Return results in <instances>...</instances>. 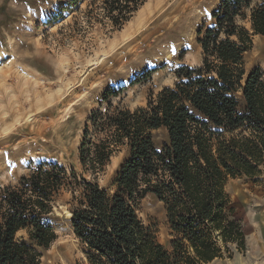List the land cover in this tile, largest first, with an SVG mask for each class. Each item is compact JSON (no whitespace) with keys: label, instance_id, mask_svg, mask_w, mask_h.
Listing matches in <instances>:
<instances>
[{"label":"trees","instance_id":"16d2710c","mask_svg":"<svg viewBox=\"0 0 264 264\" xmlns=\"http://www.w3.org/2000/svg\"><path fill=\"white\" fill-rule=\"evenodd\" d=\"M85 1L76 10L83 31L95 24L120 29L146 0ZM197 35L201 64L179 65L174 84L150 93L145 105L112 102L126 85L104 92L86 118L74 166L39 162L0 185V264L40 263L58 236V202L70 212L83 255L77 264H210L245 250L227 184L264 171V71L246 70L244 61L252 37H264V0H221ZM158 129L166 133L159 146ZM122 148L126 158L100 185ZM148 195L163 204L168 247L139 215Z\"/></svg>","mask_w":264,"mask_h":264},{"label":"rangeland","instance_id":"374dc122","mask_svg":"<svg viewBox=\"0 0 264 264\" xmlns=\"http://www.w3.org/2000/svg\"><path fill=\"white\" fill-rule=\"evenodd\" d=\"M70 2L0 0V185L16 182L39 162L74 166L86 118L107 89L126 85L112 102L133 109L145 105L150 93L172 86L179 65L199 66L197 30L211 21L221 0H146L120 29L95 24L84 31L76 10H84L86 1L63 9ZM146 2L152 7L139 17ZM244 61L246 70L259 66L264 71V37H252ZM146 70L152 71L144 81L129 84ZM153 139L159 146L165 130L154 131ZM126 155L122 148L111 158L100 185L112 181ZM227 190L237 218L243 220L248 209H264V171L255 179L230 180ZM57 205L52 218L58 236L39 264H77L83 255L68 210L61 202ZM139 215L168 247L163 204L148 195ZM246 249L245 236L244 251L210 264H240L235 258L248 263ZM253 264H264V257Z\"/></svg>","mask_w":264,"mask_h":264},{"label":"crops","instance_id":"0c3cea01","mask_svg":"<svg viewBox=\"0 0 264 264\" xmlns=\"http://www.w3.org/2000/svg\"><path fill=\"white\" fill-rule=\"evenodd\" d=\"M241 221L247 240V262L253 264L258 258L264 257V209H248ZM235 260L240 264H248L239 258Z\"/></svg>","mask_w":264,"mask_h":264},{"label":"bare ground","instance_id":"6f19581e","mask_svg":"<svg viewBox=\"0 0 264 264\" xmlns=\"http://www.w3.org/2000/svg\"><path fill=\"white\" fill-rule=\"evenodd\" d=\"M157 2H159V1H157ZM151 7H152V3H147V2H146V6H145V7L142 9V11L140 12L139 17H141L144 13L146 14V12L149 11V10L151 9ZM140 20H141V19H140ZM140 20H139L137 23H139ZM67 215H68V217H70V212H69V211H67Z\"/></svg>","mask_w":264,"mask_h":264}]
</instances>
